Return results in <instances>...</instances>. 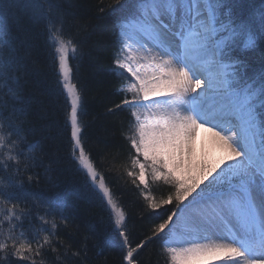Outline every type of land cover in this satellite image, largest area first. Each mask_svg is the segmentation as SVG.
I'll return each mask as SVG.
<instances>
[{
  "label": "snow or ice",
  "instance_id": "snow-or-ice-1",
  "mask_svg": "<svg viewBox=\"0 0 264 264\" xmlns=\"http://www.w3.org/2000/svg\"><path fill=\"white\" fill-rule=\"evenodd\" d=\"M237 7L229 0L93 5L89 19L111 17L118 44L112 59L120 100L106 112L128 113L123 163L110 171L159 221L137 242L83 138L85 93L72 62L95 26L65 0H0V264L86 260L97 235L88 225L69 256L59 236L61 228L80 230L69 214L76 194L32 190L43 179L35 169L45 155L36 137L51 127L43 97L55 94L63 97L71 156L102 199L101 223L119 238L121 264H140L139 253L156 241L164 264H264V11L240 18ZM39 37L54 84L29 89L43 72L34 55ZM256 49L259 68L248 59ZM161 186L167 194L157 199Z\"/></svg>",
  "mask_w": 264,
  "mask_h": 264
},
{
  "label": "trees",
  "instance_id": "trees-1",
  "mask_svg": "<svg viewBox=\"0 0 264 264\" xmlns=\"http://www.w3.org/2000/svg\"><path fill=\"white\" fill-rule=\"evenodd\" d=\"M65 2L75 15L83 18L82 22L95 26L91 36L82 45V54L72 62L76 79L85 93L87 114L82 117L85 125L83 131L85 147L94 162L107 174L109 186L129 216V227L133 230L131 238L138 242L142 234H147L150 227L159 221L156 219V213L143 207L142 198L138 197V193L122 187L116 178L118 173L110 171L111 168L123 163L120 150L124 142L120 132L122 125L126 126L128 113L117 112L109 115L106 112V106L119 102L118 89L122 83V78L113 71L112 58L118 48L114 20L111 17L89 19L95 15L93 5L97 3L108 5L112 0H65ZM229 3L238 5L235 12L240 18H245L251 13L258 15L264 11V0H229ZM34 55L43 72L33 75L28 81V88L31 89L37 84L41 87L54 84L52 60L43 37L38 38ZM248 59L259 68L260 50L252 51ZM43 98L48 102L51 127L44 129L36 137L43 139L45 155L43 163L35 169L43 179L40 184H34L32 190L46 196H51L56 191H72L76 194L75 205L69 210V214L74 224L80 226V230L76 232L72 227L61 228L59 236L65 248L69 249V256L72 250L82 246L85 228L88 225H95L97 233L95 238L88 240L87 259L81 258L77 261L73 258L66 264H121L119 238L113 239L111 229L101 223V217H107L102 199L87 183L72 159L68 132L63 120V97L55 94ZM50 160L53 162L51 164L53 170L45 172ZM49 178L53 183L47 182ZM166 194V186L154 188L157 199ZM98 244L103 245V254H99L101 248L97 246ZM161 246L162 242L156 241L143 249L138 255L140 264H164V259L159 256Z\"/></svg>",
  "mask_w": 264,
  "mask_h": 264
},
{
  "label": "rangeland",
  "instance_id": "rangeland-1",
  "mask_svg": "<svg viewBox=\"0 0 264 264\" xmlns=\"http://www.w3.org/2000/svg\"><path fill=\"white\" fill-rule=\"evenodd\" d=\"M74 159V158H73ZM75 161V160H74ZM76 163V162H75ZM78 166V165H77ZM78 169H79V166H78ZM80 170V169H79ZM81 171V170H80ZM82 172V171H81ZM83 173V172H82Z\"/></svg>",
  "mask_w": 264,
  "mask_h": 264
}]
</instances>
